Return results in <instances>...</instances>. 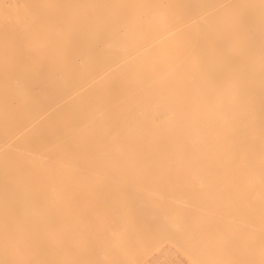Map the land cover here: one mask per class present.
Instances as JSON below:
<instances>
[{
	"label": "bare ground",
	"instance_id": "6f19581e",
	"mask_svg": "<svg viewBox=\"0 0 264 264\" xmlns=\"http://www.w3.org/2000/svg\"><path fill=\"white\" fill-rule=\"evenodd\" d=\"M262 217L264 0H0V264H144Z\"/></svg>",
	"mask_w": 264,
	"mask_h": 264
},
{
	"label": "rangeland",
	"instance_id": "374dc122",
	"mask_svg": "<svg viewBox=\"0 0 264 264\" xmlns=\"http://www.w3.org/2000/svg\"><path fill=\"white\" fill-rule=\"evenodd\" d=\"M263 224L264 217L248 221L224 218L214 223L201 224L200 227H202L206 239L205 237L189 236L190 230L186 224L185 230L179 233L183 237L180 241V245L183 247L178 249L174 242L166 239L158 251L148 258L149 262L146 261L144 264H158L161 259L166 260L167 264H212L209 262L215 263L218 256L229 259L225 258L224 260L227 262L225 263L219 257L222 259L221 263L225 264H256V252H253L251 244L259 237L257 233L264 234V232L259 228L253 230L251 226ZM210 247L211 249H209Z\"/></svg>",
	"mask_w": 264,
	"mask_h": 264
},
{
	"label": "snow or ice",
	"instance_id": "6c2138e0",
	"mask_svg": "<svg viewBox=\"0 0 264 264\" xmlns=\"http://www.w3.org/2000/svg\"><path fill=\"white\" fill-rule=\"evenodd\" d=\"M172 8H174L175 10H177L178 12L180 11H186L187 9L193 7L192 5H188V4H175L171 6ZM163 255V254H161ZM158 264H167V261L164 259H161L158 261Z\"/></svg>",
	"mask_w": 264,
	"mask_h": 264
}]
</instances>
